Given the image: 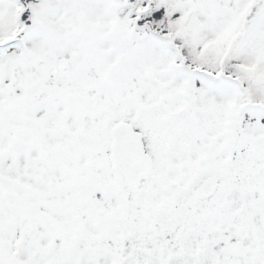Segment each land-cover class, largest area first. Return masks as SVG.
Returning <instances> with one entry per match:
<instances>
[{"label":"snow or ice","instance_id":"snow-or-ice-1","mask_svg":"<svg viewBox=\"0 0 264 264\" xmlns=\"http://www.w3.org/2000/svg\"><path fill=\"white\" fill-rule=\"evenodd\" d=\"M0 264H264V0H0Z\"/></svg>","mask_w":264,"mask_h":264}]
</instances>
